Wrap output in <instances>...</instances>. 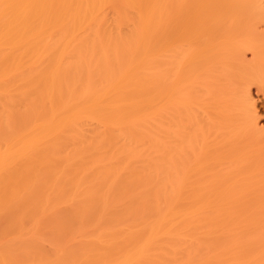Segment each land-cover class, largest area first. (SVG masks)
I'll return each instance as SVG.
<instances>
[{
  "label": "bare ground",
  "instance_id": "6f19581e",
  "mask_svg": "<svg viewBox=\"0 0 264 264\" xmlns=\"http://www.w3.org/2000/svg\"><path fill=\"white\" fill-rule=\"evenodd\" d=\"M194 1L0 0V264H219L245 224L264 247V198L228 202L264 166V0Z\"/></svg>",
  "mask_w": 264,
  "mask_h": 264
},
{
  "label": "rangeland",
  "instance_id": "374dc122",
  "mask_svg": "<svg viewBox=\"0 0 264 264\" xmlns=\"http://www.w3.org/2000/svg\"><path fill=\"white\" fill-rule=\"evenodd\" d=\"M186 1H187V4L195 3V1L193 2V0H186ZM185 19H186V17H185ZM176 27H174V29ZM263 27H264L263 25H260L258 30L260 31V29H262ZM177 28H179V26ZM174 29L172 27V30H174ZM177 30L179 31V29H177ZM175 31H176V29H175ZM228 45L230 47V44H228ZM225 46H226V44H225ZM244 55H245L246 60H251L252 52L250 50L249 51L246 50ZM259 56L260 57H258V59L263 60L264 54L263 55L259 54ZM251 96H252V98H251ZM249 97H250L251 101L253 100V102H252V105L246 104V107L252 108V109L254 108V110H252L254 113L251 111L249 114L252 117L251 119L254 118L253 122L257 123V128H260V130L262 131V133L264 135V89H262V88L259 89L257 87V84L256 85L254 83L251 84L249 86ZM253 103H254V105H253ZM242 107L246 108L245 106H242ZM236 110H237V112H239V109H236ZM255 148L261 152L264 151V140L262 142H260L258 145H256ZM250 153H252V152H250ZM263 159H264V157H263ZM262 164H264V163H262ZM262 164H261V166H263ZM263 168H264V166H263ZM263 168L261 167V170ZM257 169H260V166ZM261 170L258 172V170L255 171V169H253V172H250V174L247 173V175L249 174V176H250L249 180H248V177L245 175L247 177V181H248L247 184H245L246 183L245 180H244V184H242L241 186L239 184H237L238 185L237 186L238 193L235 194V196L239 197V198L237 197V201L235 200L236 197L235 198L233 197L234 199L232 198L235 202H233V201L230 202V201H228L229 199L227 200L229 203H234V205H235V203H237L238 200L240 199L241 204L238 203V205L240 206V208L243 211L239 210V209L238 210L242 211L240 213H241V215L243 214L242 217L245 220L249 216L248 211L251 207L250 204H251L252 194H256L257 199L260 198V200L258 199V203H260L261 198L262 199L264 198V194H263L264 193V181H263L264 180V169L262 170L263 173H261ZM255 172H257V173H255ZM258 173L260 175H257ZM243 179L244 178H242L241 180H243ZM239 180H240V178H239ZM239 183L241 184V182H239ZM259 195H260V197H259ZM262 195H263V197H262ZM236 206H237V204H236ZM239 206H237V207H239ZM246 223H247V220H246ZM2 225H3V220L0 219V228L2 227ZM250 232H251V230H249L248 224H245V226L241 227L239 229V233L237 232L238 238H239L238 243L235 244V246H233V247L231 246V248L230 247L226 248L227 250H225V249L223 250V251L227 252L226 258L222 257L223 255H225V253L223 252L222 256L219 255L222 257L221 258L222 261H221V259L218 258L221 262L219 260L218 261L216 260L217 257H214L215 258L214 260H216L217 262L223 263V264H253V263L254 264H264V247H251V245H250L251 240H249V238L251 237L252 232L251 233ZM239 234H240V236H239ZM27 239L30 240L31 242L39 244L45 250H48V251H51L55 246V243L49 239L48 235L45 233V231L43 229H37V230L31 231L30 234L27 235ZM77 239H78L77 237L71 238V239L68 238L67 241H65L63 244H65V245L74 244V243H76ZM259 242L258 243L261 245L264 241L259 240ZM253 248L256 249V250H254V252L257 251V255L255 256V258H257V259L255 260L256 262L252 263V261H254V259L252 260V258H250V256H251V253L253 254ZM228 257H230L231 260H229L230 258L227 260ZM211 259H213V257L210 256L205 260L203 259L201 261V263H199V264H206V263L211 264V262H212ZM213 264H215V263H213Z\"/></svg>",
  "mask_w": 264,
  "mask_h": 264
}]
</instances>
